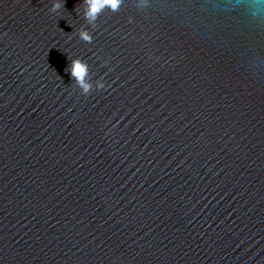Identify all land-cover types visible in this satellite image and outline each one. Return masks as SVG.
Returning <instances> with one entry per match:
<instances>
[{
	"label": "water",
	"instance_id": "obj_1",
	"mask_svg": "<svg viewBox=\"0 0 264 264\" xmlns=\"http://www.w3.org/2000/svg\"><path fill=\"white\" fill-rule=\"evenodd\" d=\"M86 7L0 0V264H264V0Z\"/></svg>",
	"mask_w": 264,
	"mask_h": 264
},
{
	"label": "clouds",
	"instance_id": "obj_2",
	"mask_svg": "<svg viewBox=\"0 0 264 264\" xmlns=\"http://www.w3.org/2000/svg\"><path fill=\"white\" fill-rule=\"evenodd\" d=\"M86 4L85 18L90 24H95V21L99 18L100 14L105 8L110 9L112 12L119 11L123 0H84ZM144 0H141V6H143ZM62 4L56 2L52 6V11L60 9ZM131 20V19H130ZM80 38L86 42L91 43L92 36L87 31L80 32ZM70 73L73 77L77 86L81 89L82 94L88 95L93 89V85L89 82L88 76V65L85 61L80 58H75L71 62ZM104 83L98 82L96 85L97 89H103Z\"/></svg>",
	"mask_w": 264,
	"mask_h": 264
}]
</instances>
